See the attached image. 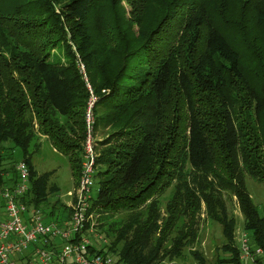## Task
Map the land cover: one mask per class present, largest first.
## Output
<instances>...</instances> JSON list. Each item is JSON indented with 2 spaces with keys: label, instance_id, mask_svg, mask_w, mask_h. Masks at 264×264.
Segmentation results:
<instances>
[{
  "label": "trees",
  "instance_id": "trees-1",
  "mask_svg": "<svg viewBox=\"0 0 264 264\" xmlns=\"http://www.w3.org/2000/svg\"><path fill=\"white\" fill-rule=\"evenodd\" d=\"M124 1L0 0V190L16 185V165L24 162L29 191L21 201L49 221L61 220L67 207L52 202L46 178L32 163L35 128L67 157L77 181L90 88L94 128L122 131L118 149L103 152L104 170L96 160L92 207L109 253L119 264L179 260L198 238L204 209L224 238L226 257L215 264H241L236 220L224 196L236 199L244 232L264 252V206L254 205L246 186L249 176L264 188V128L253 127L264 122V61L256 50L248 81L240 51L258 43L264 0H129L131 22L123 14L113 18L128 25L125 34L136 24L138 37L129 36L112 62L97 50L92 31L111 27L105 7L118 11ZM120 26L112 27L117 35ZM68 39L75 54L65 46L61 63L50 46ZM232 81L252 105L251 128L236 124ZM168 189L162 211L158 197ZM120 213H127L124 220L106 222ZM190 254L205 264L197 252Z\"/></svg>",
  "mask_w": 264,
  "mask_h": 264
},
{
  "label": "built area",
  "instance_id": "built-area-1",
  "mask_svg": "<svg viewBox=\"0 0 264 264\" xmlns=\"http://www.w3.org/2000/svg\"><path fill=\"white\" fill-rule=\"evenodd\" d=\"M78 69L85 77L84 66L79 63ZM89 92L82 161L72 200L66 205L68 212L62 213L60 221H49L42 210L21 201L29 191L30 175L27 165L19 162L16 185L0 190L5 213L0 223V264H119L107 249L109 241L97 228L92 207L98 156L91 114L96 98L90 88ZM239 250L241 264H257L264 259L263 250L254 247L245 232Z\"/></svg>",
  "mask_w": 264,
  "mask_h": 264
},
{
  "label": "rangeland",
  "instance_id": "rangeland-1",
  "mask_svg": "<svg viewBox=\"0 0 264 264\" xmlns=\"http://www.w3.org/2000/svg\"><path fill=\"white\" fill-rule=\"evenodd\" d=\"M129 0H125L121 6L118 7V11L113 10L109 6L105 7V15L107 19L111 22V27H107V29L103 33H97L95 30L92 31L95 46L97 50L103 53L106 57H109L112 62H114V58L116 56V50L119 48V51L126 43V39L129 36L138 37L139 27L136 24L130 25V30L128 34H125V28L128 25H125L124 22L120 20H116L114 22L113 15L120 16L123 14V21L131 22L130 16V5L128 3ZM115 25L120 26V30L122 29L123 34L117 35V31H113ZM255 34L257 36V44H249L241 45L240 51L245 56L243 63V75L246 80L253 79V67L254 62L253 59L258 58L256 54V50L262 52V60L264 61V30H256ZM172 36V33H171ZM65 46H69L70 50L73 54H75V50L72 46V43L69 41H65L62 45H58L54 48V45L50 46V53L52 57L59 60L61 63L65 62L67 50ZM262 47V50H261ZM242 85L238 82H230L229 84V94L230 101L233 104L234 108V116L236 120V124L238 128H251L250 124H248L247 118H249L255 124V119L253 112L249 111L252 107L250 103H246L244 99L241 98L242 94L240 93V89ZM177 88L172 86L169 90L171 92L172 97H176ZM178 97V95H177ZM96 101L94 102L95 105ZM93 105V107H94ZM88 107V104H87ZM86 107V111H87ZM92 119H93V128L94 124H96V114L92 108ZM84 120H86V112L84 113ZM59 123L65 125L66 119L57 118ZM35 127H37L35 125ZM253 127L256 128H264V122L260 124H255ZM86 128V121H85ZM120 127L111 128V129H102V127L94 128V138L96 142V154L100 158L101 166H98V169L104 170L105 167L102 165L103 161L101 160L103 152L106 150H117L116 146L121 143L120 138L117 137L119 133H122ZM36 137L33 140L35 147L31 148L32 153V163L35 170L38 172V175H43L46 178V185L49 192H52L50 198L52 202L59 201L63 205H67L71 202L73 197L74 188L76 186L75 177H73V173L71 167L69 165V160L67 157L57 153L51 146V143L48 138L43 137L37 133V128H35ZM122 136V134H121ZM108 141L107 144L105 142ZM110 142V144H109ZM102 162V163H101ZM246 186L247 190L250 194V197L256 207L258 209H262L264 206V188L258 183L256 180L252 178L246 177ZM97 184L94 186L92 191L93 198L97 195ZM171 190H166L163 195L158 197V201L160 203V209L165 207L166 202L169 199V195ZM227 194H225L224 198L227 203L228 212L232 215L236 220V230H235V242L237 248L241 246V238L244 233L243 223L244 220L239 211V207L235 198H229ZM50 200V199H49ZM59 203V204H60ZM3 210V209H2ZM95 211V210H94ZM127 213H120L116 215H108L106 216L108 222L109 220L119 221L124 220ZM97 220L99 217L97 216ZM56 221V220H55ZM58 221V220H57ZM102 222V221H101ZM104 222V220H103ZM100 223V222H99ZM224 245V238L222 236L221 227L207 220L206 215L204 213V209L202 210L199 220H198V238L196 242L193 244L191 248H186L183 253V257L179 260H174L172 263L174 264H199V260H196L191 254L192 252H197L202 260H204L205 264H215L216 261L220 258L226 257L224 251L222 249ZM117 257V256H116ZM118 258V257H117ZM168 262V258L163 260L160 264H166Z\"/></svg>",
  "mask_w": 264,
  "mask_h": 264
},
{
  "label": "crops",
  "instance_id": "crops-1",
  "mask_svg": "<svg viewBox=\"0 0 264 264\" xmlns=\"http://www.w3.org/2000/svg\"><path fill=\"white\" fill-rule=\"evenodd\" d=\"M2 204L0 202V223H2L5 220V213H4V209L2 210Z\"/></svg>",
  "mask_w": 264,
  "mask_h": 264
}]
</instances>
